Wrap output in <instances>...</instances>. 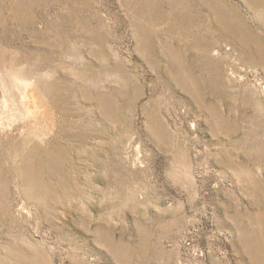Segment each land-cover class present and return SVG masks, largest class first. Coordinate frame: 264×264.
<instances>
[{"label":"rangeland","instance_id":"obj_1","mask_svg":"<svg viewBox=\"0 0 264 264\" xmlns=\"http://www.w3.org/2000/svg\"><path fill=\"white\" fill-rule=\"evenodd\" d=\"M0 264H264V0H0Z\"/></svg>","mask_w":264,"mask_h":264},{"label":"bare ground","instance_id":"obj_2","mask_svg":"<svg viewBox=\"0 0 264 264\" xmlns=\"http://www.w3.org/2000/svg\"><path fill=\"white\" fill-rule=\"evenodd\" d=\"M28 83H26V85H27ZM26 92L28 93V94H31V95H34L35 97H37V95L38 96H40V93L37 91V89L36 88H34L33 86H31V84H28V86H27V88H26ZM44 93V92H43ZM33 96V97H34ZM43 99V98H42ZM46 99V98H45ZM31 101H29V102H27V107H29L30 108V106L32 105L31 103H30ZM43 103V102H42ZM41 103V104H42ZM31 104V105H30ZM56 111V110H55ZM38 112H40V111H38ZM52 116V115H51Z\"/></svg>","mask_w":264,"mask_h":264}]
</instances>
